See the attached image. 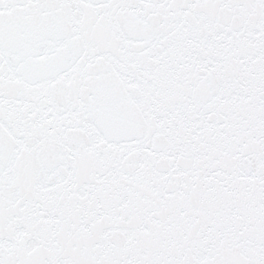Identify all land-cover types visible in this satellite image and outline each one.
<instances>
[{"label":"snow or ice","instance_id":"snow-or-ice-1","mask_svg":"<svg viewBox=\"0 0 264 264\" xmlns=\"http://www.w3.org/2000/svg\"><path fill=\"white\" fill-rule=\"evenodd\" d=\"M0 264H264V0H0Z\"/></svg>","mask_w":264,"mask_h":264}]
</instances>
